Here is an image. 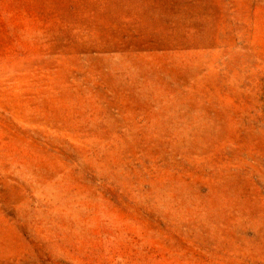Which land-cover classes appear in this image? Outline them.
<instances>
[{"label": "rangeland", "instance_id": "1", "mask_svg": "<svg viewBox=\"0 0 264 264\" xmlns=\"http://www.w3.org/2000/svg\"><path fill=\"white\" fill-rule=\"evenodd\" d=\"M0 264H264V0H0Z\"/></svg>", "mask_w": 264, "mask_h": 264}]
</instances>
